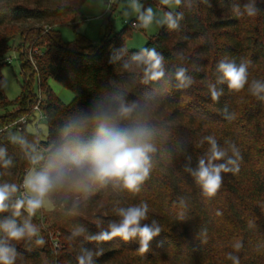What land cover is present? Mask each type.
<instances>
[{
	"label": "trees",
	"instance_id": "obj_1",
	"mask_svg": "<svg viewBox=\"0 0 264 264\" xmlns=\"http://www.w3.org/2000/svg\"><path fill=\"white\" fill-rule=\"evenodd\" d=\"M84 1L0 0V146L7 148L13 160L9 168L0 162V184L15 183L21 188L32 167L28 149L13 144L10 135L23 136L47 157L61 143L62 129L70 118L90 112L113 95L145 106L157 133L153 168L139 192L98 185L54 192L53 208L40 210L32 218L37 236L10 241L17 251L15 264H78L83 249L93 252L94 264H233L229 254L238 257L239 264H264V101L249 88L253 80L264 82V0H255L256 16H248L244 10L249 0H192L191 7L185 0L176 7L172 12L184 14L180 27L159 26L140 48H155L164 56L167 75L157 84L143 83L139 70L120 67L140 50L126 47L129 24L106 33L98 45L78 33L68 44L61 41L58 25L75 29L82 21ZM115 8L116 4L110 12ZM134 21L137 27L138 19ZM16 38L27 50L18 53L24 84L19 95L9 100L2 90L1 67L9 64L4 54ZM121 48L126 49L122 60L110 63L113 52ZM222 60L248 64L249 84L243 90L231 91L226 84L217 83V65ZM178 67L187 68L192 75L194 83L189 88L177 89L171 81ZM34 74L42 98L29 87ZM48 78L72 92L68 103L50 90ZM210 84L223 89L218 102L211 99ZM36 104L46 121L44 140L27 132L26 124L20 130L12 125L4 128L23 115L30 120ZM226 106L235 115L231 121L223 118ZM91 134L89 128L84 136ZM208 135L222 147L235 144L242 156L238 171L222 173L221 188L212 198L204 196L184 171V153L191 155L195 166L208 151L207 142L200 143ZM141 203L149 206L145 223L155 219L162 229L148 252L139 251L136 240L90 239L119 219L118 207ZM12 211L14 208L3 215ZM26 218L22 212L17 219L23 223ZM48 221L53 229L43 232L41 224ZM77 229L83 232L73 236ZM54 231L58 235L49 237ZM38 238H43L42 245L36 243Z\"/></svg>",
	"mask_w": 264,
	"mask_h": 264
},
{
	"label": "clouds",
	"instance_id": "obj_2",
	"mask_svg": "<svg viewBox=\"0 0 264 264\" xmlns=\"http://www.w3.org/2000/svg\"><path fill=\"white\" fill-rule=\"evenodd\" d=\"M184 2L185 0H160L166 7H179ZM204 2L207 3V0ZM191 4L192 0H186L187 7H191ZM236 10H239L238 5ZM244 10L248 16H256L259 11L255 0L244 4ZM131 14L137 15V27L147 29L155 23L166 25L169 30H177L184 15L183 12L168 11L158 19L152 7L144 8L141 0H129L125 15ZM125 52L124 48L114 51L110 63L121 61ZM120 67L124 71L139 70L145 84H157L167 75L164 56L155 48L140 49L130 59L123 60ZM217 72L220 74L217 83L226 84L231 91L239 92L249 84L247 63L236 64L234 61L222 60L218 62ZM171 81H174L177 89L189 88L194 83L192 75L184 67L175 69ZM249 88L252 95L264 101V82L253 80ZM209 91L213 101L218 102L223 95V89H218L216 84H210ZM222 114L228 121L235 118L227 106ZM89 128L92 129V134L85 138L84 133ZM156 135L145 106L135 100L130 102L122 95H113L95 104L90 112H81L70 118L62 129L61 143L47 157L23 136L10 135L9 139L13 144L28 149L32 167L23 179L22 195H17L20 188L15 183L0 184V215L3 216L0 218V264H15L17 251L10 241L37 236L38 228L32 218L51 202L54 192L95 185L139 192L153 168V158L157 152ZM205 142L209 145L208 151L197 159L195 166H192L191 155L184 153V171L193 177L204 196L212 198L221 188L222 173L238 171L242 156L235 144L222 147L211 135L201 138L200 143ZM0 162L4 168L13 165L7 148L2 146ZM180 204L185 206V201L181 199ZM10 208H14L11 215H3ZM22 212L27 214V218L20 223L17 218ZM148 212L147 203L118 207L116 213L119 219L111 221L108 230L91 236L90 239L104 241L120 237L126 242L136 240L140 245L139 251L146 253L150 242L162 231L155 219L145 223L149 219ZM82 232L83 229H77L72 235L79 236ZM36 243L42 245L43 238H38ZM228 258L233 264H239L238 257L229 254ZM77 260L78 264H94L93 252L83 249Z\"/></svg>",
	"mask_w": 264,
	"mask_h": 264
},
{
	"label": "rangeland",
	"instance_id": "obj_3",
	"mask_svg": "<svg viewBox=\"0 0 264 264\" xmlns=\"http://www.w3.org/2000/svg\"><path fill=\"white\" fill-rule=\"evenodd\" d=\"M141 0L144 8L152 7L153 11L157 13V18L162 17L167 11H173L176 6L166 7L160 3V0ZM129 0H85L81 6L82 21L79 25L72 29L70 26L65 24H60L57 30L60 34L61 41L64 44L72 42L76 33L85 36L92 44H99L101 38L109 31L115 32L120 30L124 25L129 24L131 21L137 18L136 14L125 15L127 10ZM116 4L114 11L110 12V8ZM159 24L153 23L147 29H138L137 27H128L126 31V47L128 49H140L146 38L157 32ZM38 51H40L38 49ZM27 53V50L20 47V39L16 38L11 46V50L7 52L6 55L9 58L8 63L1 67V74L3 76L2 90L7 99H15L19 93L21 85L24 84V77L19 66L20 62L18 59V53ZM28 58H30L28 56ZM32 75L28 76V80ZM6 82V86H5ZM47 84L50 90L63 102L68 103L73 94L70 90L65 88L63 85L58 83L52 78H48ZM29 87L33 94L36 96L43 97L42 90L38 88V80L36 74L33 75L32 79L29 81ZM1 114V111H0ZM40 113L37 110H32L29 115L30 120L27 121L25 129L27 132L37 134L40 140H44L47 133V126L44 117L39 118ZM17 136V134H15ZM29 171V170H28ZM27 171V172H28ZM26 172V173H27ZM26 175V174H25ZM25 177V176H24ZM53 208L52 200L47 203L43 211H49ZM39 212V211H38ZM53 227L50 222H44L41 224V230L51 231ZM58 235L57 232H50L49 237H54ZM61 241V240H60ZM57 245V244H56Z\"/></svg>",
	"mask_w": 264,
	"mask_h": 264
},
{
	"label": "built area",
	"instance_id": "obj_4",
	"mask_svg": "<svg viewBox=\"0 0 264 264\" xmlns=\"http://www.w3.org/2000/svg\"><path fill=\"white\" fill-rule=\"evenodd\" d=\"M129 25L135 27L136 26V21H134V20L131 21L129 23ZM7 61H9V58H7ZM33 110H37L39 112L37 104L33 107ZM27 117H28L27 115L20 116L15 121H13L10 125H8V126H6L4 128H8L9 126L12 125V126H15L17 130H20L22 128V126L27 123ZM41 117H43V116L40 113L39 118H41ZM22 193H23V182L21 184L20 192L17 195H22ZM53 244H54V246H56V242H53Z\"/></svg>",
	"mask_w": 264,
	"mask_h": 264
},
{
	"label": "crops",
	"instance_id": "obj_5",
	"mask_svg": "<svg viewBox=\"0 0 264 264\" xmlns=\"http://www.w3.org/2000/svg\"><path fill=\"white\" fill-rule=\"evenodd\" d=\"M139 21H137V25H138ZM136 27V26H135Z\"/></svg>",
	"mask_w": 264,
	"mask_h": 264
}]
</instances>
